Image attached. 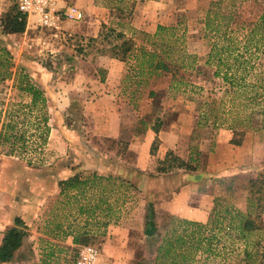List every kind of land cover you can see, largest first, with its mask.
I'll return each mask as SVG.
<instances>
[{
	"label": "rangeland",
	"instance_id": "1",
	"mask_svg": "<svg viewBox=\"0 0 264 264\" xmlns=\"http://www.w3.org/2000/svg\"><path fill=\"white\" fill-rule=\"evenodd\" d=\"M143 1L94 0L91 7V0H85L84 20L110 13L96 38L66 31L57 35L35 21L27 33L0 34V48L9 51L8 55L0 51V122L9 118L5 110L13 111L12 119L19 129L25 125L27 134L34 131L30 123L35 122L38 111L21 107L30 101V95L13 86L16 67L24 69L37 86L45 87L49 112L50 131L41 151L8 154V144L0 143L1 203L9 206L10 200H16L19 205L29 204L20 217L29 222V235L35 231L42 235L34 236L27 250L18 254V264H75L83 245L98 249L96 264H132L138 259L151 263L163 236L177 225L172 215L206 223L215 204L220 208L232 204L245 211L248 197L259 203L255 191L264 183V126L260 127L264 114L251 113L260 106L251 104L248 97L255 90L260 93L264 89H230L227 82L214 76V66L205 63L210 38L204 32L203 21L210 6L233 10L230 28L240 36V25L258 18L264 10V0H164L170 17L176 16V21L167 26L181 21L180 33L186 28L184 49L196 60L192 69L174 67L176 79L186 83L177 87L170 86L169 72L140 73L134 66L140 60L134 58L140 47H151L146 33L134 28L129 20L133 6ZM0 5L1 22L17 9L15 0H0ZM27 23L26 19V26ZM7 59L12 64L5 68L1 62ZM252 62L253 74L239 70L237 75L243 77L240 81H254L255 75L264 70V52H259ZM108 67L120 72L119 86H115L117 80L104 82ZM85 68L98 79L85 80ZM5 69L11 73L8 78L4 77ZM85 84L94 92H106L109 87L113 95L95 110L86 109ZM260 99V104H264V94ZM211 110L214 113L203 119V113ZM154 125L169 126L164 141L155 139ZM172 153L187 161V166L176 167ZM116 170L125 176L110 175L125 182H114V190L109 193L114 205L111 220L106 226L90 220L89 232L80 233L85 215L78 213L77 203L85 199L79 196L77 203H70L66 219V210L57 203L61 199L59 181L75 174L85 178L92 172ZM60 177L64 178L59 180ZM147 178L151 180L149 184ZM251 179H256L254 185ZM149 203L156 212L157 233L152 237L144 233ZM170 203L181 205V214L183 208L188 211L200 207L206 220L173 214ZM260 203L264 205V200ZM257 204L252 216L257 218L255 215L260 212L257 221L264 228V208ZM58 222L63 223L62 229L79 233L78 242H66L67 236H73L58 230ZM223 227H214L211 250L203 252L202 246L193 264H244L243 240H235L232 231ZM4 232L5 228L1 233ZM257 237L261 238L258 245L264 251V237L259 234L250 235L247 246L251 248ZM259 258L264 262V255Z\"/></svg>",
	"mask_w": 264,
	"mask_h": 264
},
{
	"label": "trees",
	"instance_id": "2",
	"mask_svg": "<svg viewBox=\"0 0 264 264\" xmlns=\"http://www.w3.org/2000/svg\"><path fill=\"white\" fill-rule=\"evenodd\" d=\"M220 0H217L218 3ZM215 2V3H216ZM213 3V2H212ZM211 3V4H212ZM234 14L233 10H221L218 7L210 6L204 16V32L210 38V49L206 55L205 63L214 66V76L220 77L224 82L229 84L230 89L234 87L240 88L241 86L251 87L254 89H264V70L256 74L254 81H240L241 76L237 73L239 70L253 74L254 62L253 57H257L259 52H264V10L260 13L254 22H246L240 25L241 35H237L236 31L230 28V20ZM6 19L2 21L3 31L6 33H20L24 31L26 26V18L16 9L14 13L6 15ZM181 21L176 25H158L156 31L152 34L146 33L148 43L151 45L149 49L141 46L139 53L134 54V58L140 59L136 65L140 73L147 72L149 74H160L161 72L171 73V87H177L181 84H186L181 79H176L174 76L175 69H192L196 65L195 55L188 53L184 49L185 30L181 29ZM123 36L122 32L118 33ZM132 44V43H131ZM181 45V47H179ZM132 45L127 50L132 49ZM0 51L5 55L9 51L3 47ZM8 60V61H7ZM5 66L12 64L10 59H7ZM6 70V69H5ZM11 73L6 70L5 78L10 77ZM242 80V79H241ZM13 86L19 90L25 91L30 95V101L23 104L21 107H26L29 112L36 109L38 112L35 114V122L30 123L34 127V131L27 134V129L17 127V122L12 119L13 111L5 110L8 115L7 120L0 122V143L8 144L7 153H22L38 152L41 151L44 144L47 142L50 126L48 125L49 112L47 110V97L43 89L37 86L29 74L22 68H17L13 76ZM152 93V91H151ZM264 92L254 91L249 96L251 104H258V109L253 108L251 113L258 111L264 114V104H260V97ZM214 112L211 110L209 114L203 113V119H208L209 115ZM1 116V111H0ZM200 122V120L198 121ZM264 126V123L260 127ZM159 126L154 125L153 130L155 133L159 131ZM233 129L234 127H230ZM158 140V137L155 136ZM239 144V140L231 141ZM153 148L155 145L153 143ZM173 160L176 161V167H186L187 161L174 155ZM191 158V157H190ZM32 159H28L31 164ZM254 185L256 179H251ZM118 181L119 184H124L123 179L117 178L113 175H103L92 172L91 175L81 177L75 174L67 179L59 181L61 199L57 203L61 204V208L65 209L64 216L67 219V209L70 203L74 200L78 202L79 196L85 200L82 203H77V211L79 214L85 215V222L83 231L80 233L87 234L88 224L93 220L95 224L106 226L111 220L113 211V204L110 202L109 193L114 190L112 187L114 182ZM126 185L131 186L126 182ZM109 186V187H108ZM96 189V191H94ZM93 190V192H92ZM258 195V204L252 197H248L247 209L245 211L235 207L234 205H222L221 208L216 204L212 208L211 217L206 223L198 221L187 220L171 216L177 225L167 235H164L162 241L157 247V253L153 262L148 263L142 259L135 260L132 264H193L195 255L200 248H204L203 252L211 250L212 240L215 238L214 233L211 231L216 228H229L235 235V240H243L244 248L241 249L244 264H264L261 257L264 255L259 247L260 239L254 241L251 248L247 246L248 237L250 235H262L264 237V228L257 219L260 217V212H257L253 217L252 208L259 205L264 208L260 203L264 200V183L260 185L256 191ZM251 193H253L251 191ZM63 206V207H62ZM155 210L152 203H149L148 218L144 233L146 236H154L157 233V225L155 222ZM102 215V216H100ZM14 226L8 228L2 237L0 243V262L11 261L14 257L15 251L21 246L23 239L27 236V226L22 218L19 216L14 217ZM68 221V220H67ZM224 225H222V223ZM181 225V229L178 227ZM58 230L61 229L64 235H72L73 241L78 242V234L74 235L68 229H62L63 223L58 222L55 225ZM68 228V224L66 226ZM210 227V228H209ZM236 248V247H235ZM240 253V252H239Z\"/></svg>",
	"mask_w": 264,
	"mask_h": 264
},
{
	"label": "crops",
	"instance_id": "3",
	"mask_svg": "<svg viewBox=\"0 0 264 264\" xmlns=\"http://www.w3.org/2000/svg\"><path fill=\"white\" fill-rule=\"evenodd\" d=\"M72 2V4L76 5L77 7H79L82 11H83V6L85 5V0H70ZM93 1L91 0V7L93 5ZM178 5H175V8ZM86 7V6H85ZM133 12L131 11V15H130V24L139 30H142L145 33H154L155 30L157 29L158 25H167L170 24L172 22L176 21V16L173 17V19L170 17L169 12H168V7L169 5L166 6V3L164 2V0H145L143 2H139L137 3L135 6H133ZM0 9H1V5H0ZM2 10V9H1ZM98 10H102L100 8H98ZM99 11V12H100ZM1 14V12H0ZM110 15V13H108ZM109 15H103V17H94L92 16L91 18L88 19H81L80 21H75L72 19H65L63 20L60 24H61V28H62V32H60V30L56 31V30H52L54 33H56L57 35L60 33H64V31L69 32L70 33H74L76 32L78 35H82L83 37L85 36V38H96L100 35L101 32V24L107 22ZM1 17V16H0ZM34 22V17L30 16L29 18H27V26H25L24 31L20 32V33H27L29 30V28H31L34 24H32ZM35 26V25H34ZM45 29V28H44ZM49 31L51 29H48ZM2 32L7 35V36H12L15 35L16 33H6L3 31V26H2V22L0 19V34H2ZM53 34V36H55V34ZM66 34V33H65ZM77 35V36H78ZM113 62L115 63H120V60L117 59H112ZM111 60V61H112ZM120 72H116V70L113 67H108V71L105 73L106 77L104 79V82L107 83H113L114 81L117 80V84H115V86H119L120 85V81H121V74L119 76ZM104 75V76H105ZM95 78L93 81H96L98 78L96 77V75L91 72V70H88L87 68H85V80L89 81L92 80L93 78ZM109 80V81H108ZM87 84V83H86ZM85 84V108H92L94 109L96 106H99L100 103L102 102H106L108 101L107 97H112L113 95V90L110 89L108 87L107 91L105 92L104 90L101 92H94V89H89ZM41 88H45L43 85H41ZM95 110V109H94ZM169 127V126H167ZM167 127L163 126L162 128H159V131L157 133H153L155 134L158 138L162 139L163 141L166 138V129ZM116 133V132H115ZM103 174H113V175H120V176H125L123 173H121L120 171H114V172H109L106 173L103 171ZM61 178L64 177H60L59 180ZM146 180H148V182L146 181V184L150 183V179L147 178ZM56 185V184H55ZM142 189H147L146 187H142ZM1 191H0V227L2 229V231L5 228V231L14 226V216H21L23 214V211L27 208H29V204H16V200H14L13 202L10 200V204L9 206H4L1 203ZM48 197V196H46ZM46 197L43 199V201H45ZM13 199V198H12ZM16 204V207H15ZM181 205H176L174 203H170L169 205V211L172 212L173 214H177V215H181V216H185L186 218H192L195 220H199L204 222L206 220V214L203 213V211H201L200 207L198 208H191L188 211L186 209L183 208V214L179 213L182 212V210H180ZM22 218V217H20ZM23 219V218H22ZM24 221V219H23ZM27 224H29V222H25V225L27 226ZM27 230V236H25V238L23 239V242L21 244V246L15 251L14 253V257L11 261L8 262H2L4 264H8V263H17L18 264V260L20 257H18V254H20L21 252H23L24 250H27V247L30 245V243L33 242V238L34 236H42L40 232L35 231L34 235H29L28 231L30 229L26 228ZM4 233H0V243L2 240ZM67 240L66 242H68L69 244H73V239L71 236H67ZM37 239H39L38 237H36ZM23 264H28L23 263Z\"/></svg>",
	"mask_w": 264,
	"mask_h": 264
},
{
	"label": "built area",
	"instance_id": "4",
	"mask_svg": "<svg viewBox=\"0 0 264 264\" xmlns=\"http://www.w3.org/2000/svg\"><path fill=\"white\" fill-rule=\"evenodd\" d=\"M17 10L25 18L34 17L36 24L42 28L60 30L65 19L80 21L84 12L70 0H15ZM2 229L0 227V233ZM98 249L93 245H83L75 264H96Z\"/></svg>",
	"mask_w": 264,
	"mask_h": 264
}]
</instances>
